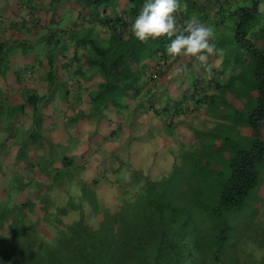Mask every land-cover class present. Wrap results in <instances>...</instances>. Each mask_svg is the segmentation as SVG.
<instances>
[{
	"label": "rangeland",
	"instance_id": "rangeland-1",
	"mask_svg": "<svg viewBox=\"0 0 264 264\" xmlns=\"http://www.w3.org/2000/svg\"><path fill=\"white\" fill-rule=\"evenodd\" d=\"M257 1L263 3V0ZM11 2L0 0V7ZM184 2L188 8L180 15V22L196 16L211 26L222 54L209 58L214 71L210 80L205 66L195 58L191 61L178 58L169 63L168 56L159 67L151 58H144L145 74L156 73L164 79L161 82L156 79L154 83L148 79L145 83L141 75L138 81L145 85L137 83L136 86L143 85L141 94L145 98V90L150 85V90L158 95L153 94L158 98H154V104L161 109L141 127L137 121L136 133L127 130L124 134L119 126L127 128L126 119H121L120 124L116 116L110 124H105L107 136L97 138L103 135L98 118L105 115V107L101 111L94 103H86L85 113L78 110L65 116L62 127H59L60 119L50 121V115L43 116L42 132L39 131L42 136L37 140L29 135V117L23 112L0 118V139L11 138L4 147L0 143V152L2 147L7 151L3 160L5 170L0 173V264H237L239 259L247 260L245 264H264V156L257 184L245 203L237 208H225L213 218L199 206H191L188 195L174 190L177 180L171 175L192 160L206 162L210 167L225 163L239 140L250 138L252 129L233 117L236 111L247 106L249 81L243 75L252 55L238 45L235 29L238 17L230 12L237 6L251 5L252 0ZM80 5L79 0H61L56 5H48L57 16H66L50 23L48 9L44 8L45 12L38 17L42 22L30 34L24 26L18 25V29L0 23L1 40L23 37L32 40L24 52L10 53L9 70L51 49L55 37L49 44L41 36L53 32L60 39L62 30L55 23L65 30L81 26L94 7L88 3L83 18ZM72 8L74 14L69 16ZM17 10L21 12L20 8ZM244 28V37L264 48V12H259ZM166 42L168 45V38ZM54 51L59 53L57 47ZM56 60L57 63L62 60L59 54ZM178 64H187L188 71L178 78H170ZM139 69L131 67L133 73L140 72ZM9 70L5 71L6 79L15 91H9L12 86H8L1 94H9V100L18 98L26 86L34 84L42 88L40 81L30 82L33 74L22 76L21 84L16 86ZM168 79L172 81L171 87ZM3 82L0 80V84ZM57 86L52 95L54 100L64 99L62 86ZM135 94L137 98L140 96ZM137 98H133V107ZM50 109L46 105L44 111ZM86 115L87 119L82 120ZM155 116L159 124L151 125V118ZM55 127L60 130L52 140L48 133H53ZM258 129L264 138V119ZM119 135L128 139L133 136V161L140 168L135 167L128 173L94 174L91 144L95 145L94 152L102 156L106 147L101 140L117 144ZM23 140L29 149L27 158L19 157L21 152L17 149ZM63 154L71 157L67 169L57 160ZM220 224L226 227L225 237L217 240ZM193 227L198 228L193 231Z\"/></svg>",
	"mask_w": 264,
	"mask_h": 264
},
{
	"label": "trees",
	"instance_id": "trees-1",
	"mask_svg": "<svg viewBox=\"0 0 264 264\" xmlns=\"http://www.w3.org/2000/svg\"><path fill=\"white\" fill-rule=\"evenodd\" d=\"M12 1L16 4L14 11H10L13 14L11 18L14 19L0 10V21L8 26L11 24L18 29H20L18 25L24 26L30 21V26H25V28L26 32L32 33L33 27L41 23L40 19L35 16L37 11L40 8L52 11L53 9H49V6L56 5L60 0H47V4H45V0L43 4L37 0ZM86 2L93 3L94 8L87 13L85 22H80L81 26L78 28L72 26L65 30L55 23L58 30L64 31V33L60 31L61 36H58L60 39L53 32L41 36L49 44L54 37L55 41L51 47L52 50L49 49L40 56L32 57L33 59L37 57L35 62L38 65L36 67L32 60L25 61L22 65L9 70L11 69L8 63L10 53L15 50L24 52L26 47L32 43L29 37L0 39V80H4L0 84V118H4V116H6L5 119L11 118L16 112H23V115L29 117V135L34 140L42 136L39 135V131H41L43 116L50 115V121L55 118L60 119L59 127H62L64 117L73 112L71 110L72 105H78L82 101L98 105L97 108L101 111L104 107L115 110V116L119 118V123H121V119H126L128 124L126 129L133 125L134 120L135 123L137 121H140V124L146 123L151 115L154 116L161 109L154 104L153 94L156 93L150 90V85H147V90H145V98L142 97V88L146 80H154L151 81L152 83L156 79L162 80V76L156 73L145 74L143 59L151 58L158 67L162 62H165L168 57L166 51L167 38L150 39L147 44H144L137 41L131 34V24L145 0H125L121 6L118 0H79L83 7L81 11L83 18H85V7L88 4ZM257 3V0H252L251 5L237 6L230 12L238 17L235 26L238 45L245 47L252 55L250 66L243 75L249 81L247 87L250 93L247 98V106L242 111H236V115L233 117L234 120H240L252 129L250 138L243 137L239 140L229 153L225 163H217L214 167H210L206 162L201 163L192 160L187 167L183 165L180 171L175 170V173L171 174L177 180L174 183V190L188 195L191 206H199L211 214L212 218L217 217L216 215L225 208H237L245 203L250 191L257 184L258 170L264 156V138L258 129L259 124L264 119V48L256 46L251 40L244 37L245 24L254 21L260 12ZM19 8L22 13L17 10ZM77 12L75 11V13ZM68 14L72 16L74 9L72 8ZM56 16L57 14L52 11L47 17V21L50 23L57 22L66 15ZM12 20L15 22H11ZM56 47L59 49V53H55ZM157 52L161 55L157 56ZM57 54L62 58L59 63L56 62ZM42 59H44L45 65H43V70L39 67ZM133 66L140 68V72L133 73L131 71ZM5 70H9L16 86L21 84L22 76L33 74L30 82L33 84L36 80L40 81L39 85L42 88H36L34 84L33 86H26L18 98L9 100V94H1L8 86H12V89H9L11 92H14L15 88L11 81L6 79ZM141 75L145 77L144 84L138 81V78L142 77ZM122 80H124L123 83L120 82ZM137 83L143 85L136 86ZM57 85L62 86L63 93H61L64 99L54 100L52 95L58 89ZM135 93L140 94V96L137 98ZM133 98H137L135 107H133ZM78 99L80 100L78 101ZM46 105L51 107L50 111H44ZM147 107H151V109ZM156 117L158 116L152 118L157 120ZM48 134L49 137L53 136V133ZM224 138L227 137L224 136ZM9 139L11 138L3 137L0 139L3 147L6 146L5 143ZM26 143L25 140L19 142V148H17L21 152L19 157L27 158L29 149L25 148ZM3 147L1 148L2 152H0V173L1 170H5L3 160L7 153ZM113 155L116 157L117 154ZM108 156L113 159L111 155ZM49 157L51 156H47V158ZM104 158H107V155ZM70 160L71 157L66 154L59 157V161L66 166V169ZM119 162L123 163V160ZM119 162L110 166L109 172H115ZM128 164V162L125 163L128 170L135 169V166ZM51 172L54 170L51 169ZM178 194L180 195V193ZM209 194H212V197H209ZM197 228L193 227L192 230L195 231ZM225 230L224 224H220L217 240L224 239ZM236 262L237 264H245L247 260L239 259Z\"/></svg>",
	"mask_w": 264,
	"mask_h": 264
},
{
	"label": "clouds",
	"instance_id": "clouds-1",
	"mask_svg": "<svg viewBox=\"0 0 264 264\" xmlns=\"http://www.w3.org/2000/svg\"><path fill=\"white\" fill-rule=\"evenodd\" d=\"M184 0H145L131 24V34L141 43L149 40L168 38L166 51L169 63L183 58H193L205 66L206 77L214 75L209 58L222 54L215 43V33L211 26L198 17L191 16L183 23L180 15L187 12ZM188 71L187 64H178L170 73V78H178Z\"/></svg>",
	"mask_w": 264,
	"mask_h": 264
},
{
	"label": "crops",
	"instance_id": "crops-1",
	"mask_svg": "<svg viewBox=\"0 0 264 264\" xmlns=\"http://www.w3.org/2000/svg\"><path fill=\"white\" fill-rule=\"evenodd\" d=\"M43 1L44 0H37V2H39V3H42L43 4ZM61 1V0H60ZM121 4H119L120 6L123 4V0H118ZM48 3V1L47 0H45V4H47ZM15 5L16 4H14V2L12 1L9 5H7V6H2V7H0V10H11V11H14L13 10V7H14V9H15ZM257 7H258V10H260V12H264V0H263V3H261V2H259L258 1V3H257ZM5 12V11H4ZM41 12L42 13H44L45 12V10L43 9V8H40L38 11H37V13H36V15L35 16H37V17H39V16H41ZM6 14H7V16L9 17L10 16V18H11V16L13 15L12 14V12H5ZM22 13V12H21ZM48 13L50 14L51 13V11L50 10H48ZM45 16H46V13H45ZM7 17V18H8ZM6 18V19H7ZM11 19H14V18H11ZM4 21H6V20H4ZM41 21V20H40ZM11 22H15V21H11ZM42 22V21H41ZM0 23H2L1 21H0ZM3 24V23H2ZM3 25H5V26H7L6 24H3ZM24 27H25V25H24ZM7 31H10V29H6ZM29 34V33H28ZM35 59H37V57H35ZM35 59H33V58H30V60L32 61L33 60V62L36 64V62H35ZM176 61H178V60H176ZM41 65L39 64V67H41L40 69L41 70H43V68H44V61L43 60H41ZM36 65H38V64H36ZM44 65V66H43ZM9 66H10V64H9ZM11 67V66H10ZM5 71H7V70H5ZM59 74H60V72H59ZM164 79V77L162 76V80ZM160 82H161V80H160ZM168 82H169V85H170V87H171V84H172V81L171 80H169L168 79ZM159 84V83H158ZM159 87H161V85L159 84L158 85ZM172 94V90L171 89H169V95H171ZM157 95V94H156ZM158 96V95H157ZM154 98H156V96H154ZM156 99H158V98H156ZM155 99V100H156ZM80 99H78V101H79ZM78 104V103H77ZM86 106H87V104H86V101L84 102V101H82V102H80V104H78V105H72V108H71V110L74 112V111H78V109L80 110V111H82V112H84L85 113V109H86ZM103 112H104V114L105 115H103V116H101L100 117V119L98 120L99 121V124H100V126H101V128H103V135L102 136H99V137H97V138H102V137H104V136H107V127H106V129H105V124L106 125H108V124H110L111 123V120H109V119H113V118H117L115 115V110L113 111L112 109H110V107H106V108H104L103 109ZM82 120H86L87 119V115L86 116H83L82 118H81ZM120 122V121H119ZM154 123H156V124H159V121H158V119L157 120H155L154 118H151V122H150V124L152 125V124H154ZM121 124V123H120ZM136 124L137 123H135V120H134V123H133V125L132 126H130L128 129H126L125 128V126H121V131L124 133V134H127V130L130 132V133H132V132H135V126H136ZM143 124H140V127L142 126ZM60 130V129H59ZM59 130H57V127H55L54 129H53V136H51L50 138L52 139V140H55V138L56 137H54L58 132H59ZM134 130V131H133ZM136 133V132H135ZM95 139H96V136H93ZM122 136H120L119 135V137H118V143L117 144H111L109 141H106V140H101V143H103V145L106 147V152L104 151V153H102V156H99L96 152H94V149H95V145L94 144H91V147L89 148L90 150H91V152H90V156L91 157H93L94 158V162H93V166H95V167H93V173L94 174H107V173H115V172H124V173H128V172H130L131 170L129 169H127L126 167H125V164H123V163H120L119 161H124V159H126L125 161H126V163L128 162L129 164V166H135V167H139V165H138V162H136V161H133V152H134V149H133V145L135 144L134 142L135 141H133V136L130 138V139H128V138H124V137H122ZM106 138V137H105ZM127 140V141H126ZM99 141H100V139H99ZM91 143H94L93 141H91ZM82 145H83V142H82ZM81 145V146H82ZM84 147V146H83ZM127 149H129L130 150V152L128 151L127 152ZM117 154L116 155V157L114 156L113 157V159H110L109 158V156L108 155H110V154ZM96 155V156H95ZM107 155V158H104L105 156ZM53 158H55V157H53ZM57 159V158H56ZM58 161H59V159H57ZM99 162H98V161ZM102 160V161H101ZM106 160H108V162H106ZM60 162V161H59ZM111 162V163H110ZM115 162H119L118 163V169H116V171L115 172H109V169L111 168L110 166H113V165H116V163ZM53 163L54 164H56V160H54L53 161ZM120 164V165H119ZM58 165V164H57ZM106 168V169H105ZM140 168V167H139ZM105 169V170H104ZM142 171H145V170H142Z\"/></svg>",
	"mask_w": 264,
	"mask_h": 264
}]
</instances>
